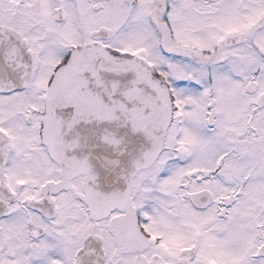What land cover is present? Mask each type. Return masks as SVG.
<instances>
[{
	"label": "snow or ice",
	"instance_id": "6c2138e0",
	"mask_svg": "<svg viewBox=\"0 0 264 264\" xmlns=\"http://www.w3.org/2000/svg\"><path fill=\"white\" fill-rule=\"evenodd\" d=\"M0 264H264V0H0Z\"/></svg>",
	"mask_w": 264,
	"mask_h": 264
}]
</instances>
